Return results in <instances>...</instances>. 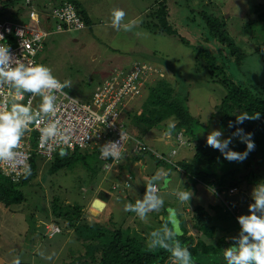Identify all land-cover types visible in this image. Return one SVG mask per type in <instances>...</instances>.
I'll return each instance as SVG.
<instances>
[{
  "label": "rangeland",
  "instance_id": "rangeland-1",
  "mask_svg": "<svg viewBox=\"0 0 264 264\" xmlns=\"http://www.w3.org/2000/svg\"><path fill=\"white\" fill-rule=\"evenodd\" d=\"M62 1L64 0H46L49 5ZM73 1L87 13L89 26L83 30L55 31L37 57L38 63L52 68L53 74L61 81L70 80L72 87L66 88V91L82 102L91 99L104 81L115 70L125 68L123 64H128L131 58L141 63H151L152 74L146 81L148 83H155L159 77H165L176 91L183 84L187 85L188 108L191 115L199 121L192 145L179 147L173 138H166L162 142L156 140L168 135L174 136L168 131V126L176 123L174 118L141 137L153 151L166 157L172 155L173 149H176L178 155L173 157V161L193 162L197 143L205 142L209 131L222 129L214 119V108L228 95L226 87L211 81L208 70L197 60L192 46L208 50L226 69L234 84L250 88L264 82V0H169L171 21L180 35L191 42L190 46L184 45L176 36L155 33L150 29L151 9L154 8L156 0ZM113 7L125 10L127 16L124 23L137 20L138 26L130 32L111 28L109 13ZM202 14L225 21L228 35L242 55H232L230 47L222 46L209 36L204 19H201ZM147 95L148 89L145 86L142 96L133 100L129 109L140 114ZM129 127L134 136L139 134L132 122H129ZM228 135L225 132V138ZM230 147L236 151L234 142ZM151 153L140 160L141 163L146 162L142 166H138L137 162L136 166L123 169L120 164L111 171H104V164L96 154L88 150L80 151L75 155L78 159L75 163L52 174L54 162L36 157L38 177L34 180V187H22L26 193L25 202L9 208L0 203V258L4 264H12L17 257L21 264H80L77 257L84 252V248L74 231L62 232L54 238L45 236V224H57L53 221L50 209L54 196L65 203L84 206L89 219L106 226L115 222L114 227L124 231L129 229L131 233L142 224L153 226L154 229L161 228L163 222L159 221L167 218L166 209L174 207L177 209L178 219L183 218L187 228H190L189 235H192L190 220L194 207L198 205L204 206L212 216L217 215L221 209L226 210L230 225L223 227L226 229L219 228V231L227 232L228 240L231 235L238 233L236 217L247 214L252 188L256 183L264 181V169H258L250 176L249 185L248 180L242 178L239 192L233 196L226 193L223 197L226 204H223L222 196H216L213 187L204 183L192 186L194 183L188 176L181 174L168 162L159 165ZM134 154L129 152L122 163L126 160L128 164V159ZM73 155L70 153L61 157L58 153L56 159L71 158ZM223 161L228 166L224 167L225 170L238 166L236 162ZM115 170L118 172L115 173ZM158 170L168 173V188L163 187V180L159 182L160 195L164 198L165 205L161 211L149 213L147 222H144L135 213L125 212L124 204H134L137 199H141L146 192L148 178ZM249 174L250 170L243 172V175ZM127 175H131L133 179L130 188L125 190ZM116 185L119 187L115 190L113 188ZM185 188L192 190L197 196H193L190 203L181 205L171 193L172 190ZM108 191L111 195L106 193ZM111 196L113 200L110 199ZM96 199H102L105 203L95 201ZM215 206L220 210H214ZM186 209H190L189 212ZM180 226L182 229L181 222ZM229 229L233 231L228 236Z\"/></svg>",
  "mask_w": 264,
  "mask_h": 264
},
{
  "label": "trees",
  "instance_id": "trees-1",
  "mask_svg": "<svg viewBox=\"0 0 264 264\" xmlns=\"http://www.w3.org/2000/svg\"><path fill=\"white\" fill-rule=\"evenodd\" d=\"M27 1H0V20L11 19L14 21L30 22L28 17L30 6L36 7L42 13L49 11L52 5H57V2L49 5L46 0H44V3H39L38 0H31L30 5H27ZM65 1L71 2L75 6L78 15L85 22L87 28L89 26L87 13L81 10L79 4L73 0H64L60 4ZM168 1H155L156 8L154 6L151 9L152 14L150 16L154 27L151 22L149 23L151 25L149 27L155 33L176 36L184 45L190 46L191 42L180 35L171 21V8ZM204 14H202L201 19H204L203 22L209 36L222 46L230 47L232 55H242L233 43V39L229 37L225 21H221L218 17ZM207 39L204 40L208 41ZM192 47L197 60L208 70L211 81L220 83L228 89V95L214 108V119H216L218 125L226 133L230 134L231 131H235V129H228V122L229 120L234 121L235 116L240 113L247 112L251 115L259 112L262 116L259 121H245L243 125H239L246 132L254 133L256 148L246 161L238 163V166H232L225 170L224 167L228 166L223 161L224 159L220 152L207 147L206 141H201L196 145L193 162L182 160L177 165H173V167L179 170L181 174H185L186 177L188 176L194 183L191 184L192 186L204 183L207 186L213 187L218 197L229 193L233 189H237L236 193H232L235 195L239 192L238 187L241 184L242 178L245 177L249 185L250 176L256 170L264 169V82L250 88L236 85L228 77L226 69L217 62V59L208 50L198 46ZM144 64L150 63L144 62ZM131 68L132 66L129 69L123 70L128 71ZM182 81L185 83L184 79ZM153 83L146 82L145 84L148 89V95L145 104L141 107L142 112L138 114L137 111H125L128 119L126 118L124 123L128 132L132 133L129 127V122H132L134 127L139 131L136 138L142 141V135L159 127L163 122L174 118L176 123L174 126H168L169 133L176 136L184 132L185 137L189 136L193 139L199 121L189 111L187 85L183 84L176 91L172 83L165 77H159ZM234 143L236 151L243 152L246 149V145L241 144L238 140H234ZM144 144L146 145L145 149L129 158L128 164H126V161L123 162L121 164L122 168H132L145 155L151 153L149 150L151 149L150 146L145 142ZM80 151V149L66 151L67 155L70 153L74 155L71 158L67 157L62 160L56 159L57 154L60 153L58 152L52 160L54 163L51 174L58 172L62 167L75 163L78 160L75 155H78ZM91 152L99 157L101 155V146L96 147ZM127 155L128 153H125L123 158L127 157ZM156 162L160 165L166 161L156 158ZM84 164H86L85 160ZM30 169L31 174L28 176L24 174L18 181H13L0 170V203L9 208L25 202L26 193L22 190V187H34V180L38 177L36 156L31 159ZM247 170H250L251 174L243 175V172ZM187 187L190 188V185ZM222 200L223 204H226L224 199ZM50 209L53 221L62 227L63 233L74 231L78 241L83 245L84 252H81L78 257L76 256L80 264H170L167 252L162 249L154 251L148 249L150 233L156 230L153 226L148 225L147 227L142 224L139 229L132 230L133 233L129 232V229L124 231L114 227L113 224L115 222H111L108 227L101 222L89 219L85 213L84 206L65 203L56 196L52 200ZM214 210L220 209L218 206H215ZM221 210L217 215L212 216L204 206H195L190 220L192 221V235H189L190 228H187L183 218L180 219L184 234L179 239L183 244L188 245L194 259V264H225L222 259V249L228 247L230 241L227 239V232L223 233L219 231V228L221 230L226 229L223 227L230 225V218L226 210ZM160 222L164 223V220ZM231 231L233 230H228V236Z\"/></svg>",
  "mask_w": 264,
  "mask_h": 264
},
{
  "label": "clouds",
  "instance_id": "clouds-1",
  "mask_svg": "<svg viewBox=\"0 0 264 264\" xmlns=\"http://www.w3.org/2000/svg\"><path fill=\"white\" fill-rule=\"evenodd\" d=\"M59 4L60 2H57V5H52L51 9ZM126 16L127 13L124 9L113 7L109 13V26L116 31H132L133 28L138 26L139 22L137 20H130L124 23ZM20 32L18 31L17 34ZM0 38H3V36L0 35ZM71 87L72 82L70 80L61 81L53 74V69L47 65L33 62L26 63L24 57L21 58L12 53L10 46H0V88H5L7 96L10 97V101L6 100L3 104H0V163H10L13 167L16 166L18 158L24 156L23 153L18 151L22 139L33 128L40 133V147L43 148L46 143L53 141L57 144H65L71 147V129H66L57 116L60 108L57 103L58 97L64 96L70 99L68 93L64 90L66 88L71 89ZM37 100L38 103L34 106V101ZM129 106L126 111L133 110L129 109ZM261 116L262 114L259 112L251 115L247 112L236 115L235 120H229L227 126L229 130L235 129V131H231L227 138H225L224 129L209 131L206 136V146L219 151L223 159L230 163H243L255 151L256 144L254 133L246 132L239 125H243L245 121H259L261 120ZM126 117L128 115L125 113L124 118L126 119ZM97 118L103 119V117ZM181 133L184 134V132ZM168 134L165 133V135ZM123 137L124 133L121 131V140ZM176 137L177 135L172 137L168 135L167 137H163L162 140L164 141L166 138L176 139ZM185 138L188 145L191 146L192 139L190 137ZM234 140H238L241 144L246 145V149L243 152L233 150L230 145H233ZM142 142L144 143L143 140ZM119 146L120 142L109 141L105 143L101 146V158L107 159L111 157L115 159L119 157ZM87 150L92 151L91 149L81 151ZM66 151L61 148L60 156L67 155ZM129 152L133 153L132 151H128L127 153L129 154ZM151 154L155 159L157 158L153 152ZM176 155H178V151ZM35 156L39 157L34 154L33 157ZM163 156L166 157L165 155ZM167 158H170L171 162H166L171 165H177L178 162L173 161V157L168 156ZM25 162L26 158L20 161L21 164ZM30 162L29 167L22 169L25 176L31 174ZM115 172H118V170H115ZM3 174L6 175L4 172ZM167 176L168 173L158 170L155 175L148 178L144 196L141 199H137L134 204L131 202L125 203L124 211L135 213L144 222H147L149 213L161 211L164 208L165 201L162 195H160L159 182L163 180V187L167 189L169 186ZM11 179L13 180V178ZM132 179L131 175L126 176L125 190L130 188ZM118 187L116 185L113 189L116 190ZM233 192L236 193L237 189H233ZM108 194L111 195L110 191H108ZM171 194L176 197L181 205L190 203L194 196L193 191H189L186 188L184 190H172ZM225 194L222 195L221 199H223ZM228 194L230 196L233 195L231 191ZM250 200L247 214L236 217L239 225L238 233L230 237L229 246L222 249V259L225 264H264V181L256 183L253 186ZM166 211L168 215L164 219L162 227L150 233L148 249L150 251L162 249L167 252L170 264H194V259L188 245L183 244L179 239L184 233L180 226L177 209L168 207ZM48 225L59 227L61 232L50 237L47 233ZM62 232L61 226L57 224H45V236L48 238H54ZM12 264H21L19 257L15 258Z\"/></svg>",
  "mask_w": 264,
  "mask_h": 264
},
{
  "label": "built area",
  "instance_id": "built-area-1",
  "mask_svg": "<svg viewBox=\"0 0 264 264\" xmlns=\"http://www.w3.org/2000/svg\"><path fill=\"white\" fill-rule=\"evenodd\" d=\"M2 1V0H0ZM31 0L27 1L30 5ZM30 22H21L14 20H0V46H10L11 51L18 57H24L25 62L38 63L37 57L44 49L49 37L55 32H65L71 30H83L86 28L85 22L78 15L74 5L65 1L49 11L40 13L34 6L28 9ZM54 22V24H53ZM53 26H55L53 28ZM18 31H21L19 34ZM152 74L150 64L135 63L130 70H116L112 76L104 81L101 88L92 96L90 101L82 102L71 96L66 89L70 99L60 96L57 103L60 106L57 113L58 118L62 121L66 129H71V147L56 142L46 143L40 147V133L38 130L29 131L22 139L19 152L24 156L18 158L16 166L10 163H0V169L13 180L18 181L23 177V168L29 167V162L34 154L47 160H52L60 152L61 148L65 151H74L76 149L94 150L96 147L105 143L120 142L119 157H111L100 160L104 164V171H111L114 167L122 163L125 153H127L131 144V151L135 154L145 149V144L129 133L125 127V111L132 100L142 95L148 77ZM6 100L10 101L7 96V90L0 88V104ZM38 103L34 101L35 104ZM97 117H103L98 119ZM121 131L124 137L121 140ZM179 146H186L187 139L183 133L176 137ZM151 151V149H149ZM153 154L161 159L171 162L170 158L152 151ZM177 154L173 150L170 157ZM26 162L21 164L20 161ZM129 177V176H128ZM130 178V177H129ZM233 193V190H231ZM61 232L57 226L48 225L47 233L50 237Z\"/></svg>",
  "mask_w": 264,
  "mask_h": 264
},
{
  "label": "crops",
  "instance_id": "crops-1",
  "mask_svg": "<svg viewBox=\"0 0 264 264\" xmlns=\"http://www.w3.org/2000/svg\"><path fill=\"white\" fill-rule=\"evenodd\" d=\"M135 62H138V61H134V58H131L130 59V61H129V63L128 64H123V67H125V68H122V69H129ZM163 138V137H162ZM162 138H159V139H156L157 141H160V142H162L163 140H162ZM126 164H127V162H126ZM142 164H146V162L144 161L143 163H141V161L138 163V166H142ZM137 164H135L134 166H136ZM115 173H117V172H115ZM107 194H108V192H106ZM109 195V194H108ZM194 196H197V195H194ZM110 199H112L113 200V198H112V196L110 197ZM96 200H101V201H103L102 199H96ZM95 200V201H96ZM105 200V199H104ZM94 201V202H95ZM93 202V203H94ZM104 202V201H103ZM93 203H92V206H93ZM105 203V202H104ZM107 206V205H106ZM106 206H105V208H106ZM105 210V209H104ZM188 212H189V210L190 209H186ZM91 211H89V213H90ZM124 212V211H123ZM96 216H94V218H95ZM97 218V217H96ZM158 220H159V217H158ZM161 221V220H160ZM159 221V222H160ZM145 225V224H144Z\"/></svg>",
  "mask_w": 264,
  "mask_h": 264
},
{
  "label": "water",
  "instance_id": "water-1",
  "mask_svg": "<svg viewBox=\"0 0 264 264\" xmlns=\"http://www.w3.org/2000/svg\"><path fill=\"white\" fill-rule=\"evenodd\" d=\"M213 104H214V106H215V102L213 101ZM96 201H98V200H96ZM101 201V200H100ZM103 202V201H102ZM0 264H3V260L0 258Z\"/></svg>",
  "mask_w": 264,
  "mask_h": 264
},
{
  "label": "bare ground",
  "instance_id": "bare-ground-1",
  "mask_svg": "<svg viewBox=\"0 0 264 264\" xmlns=\"http://www.w3.org/2000/svg\"><path fill=\"white\" fill-rule=\"evenodd\" d=\"M98 209V208H97ZM98 211H99V209H98Z\"/></svg>",
  "mask_w": 264,
  "mask_h": 264
}]
</instances>
